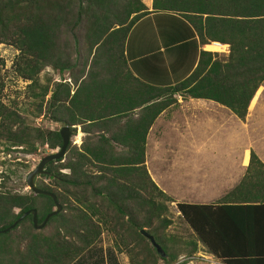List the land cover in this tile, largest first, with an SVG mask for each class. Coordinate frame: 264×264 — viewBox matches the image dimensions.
<instances>
[{
  "label": "trees",
  "instance_id": "16d2710c",
  "mask_svg": "<svg viewBox=\"0 0 264 264\" xmlns=\"http://www.w3.org/2000/svg\"><path fill=\"white\" fill-rule=\"evenodd\" d=\"M185 1L153 0L152 8L154 11L172 10L175 4ZM199 10L220 15L221 28L231 29L229 54L226 59H215L209 67L200 70L197 66L187 80L164 90L171 93L182 90L193 98L214 100L243 120L255 91L264 80V0H220L216 4L211 0H202ZM147 13L149 11L140 0H0V43L14 45L28 58L27 74H24L27 79H33L43 67L49 65L58 69L59 73L72 68L81 56V42H86L87 55L92 57L91 71L86 73V77L100 74L102 68L107 72L111 70L124 75L125 68H128L123 54L127 33ZM131 14L134 16L130 18ZM80 25L83 32H75V28ZM70 40L75 45L74 62L67 45ZM197 77L199 79L192 86L187 85ZM79 87L71 94L68 83L58 82L50 99L56 98L57 90L64 89L66 98L63 103V120L73 125L88 120L90 123L82 127V130L89 134L101 120L109 123L112 114L94 110L96 100L92 89L88 90L85 99L79 98ZM117 98L124 99L122 96ZM154 98L157 97L148 95L131 105V109L133 106H143L136 119L130 118L131 115L128 114L116 115L118 118L129 117L125 129L109 135L102 132L95 142L85 140L81 149L73 147V159L69 158L62 164V157L45 166L47 173L43 176L52 178L60 190L47 186L40 188L53 192L62 206V210L51 216L45 225L59 218V224L70 228L73 233V242L68 241L67 236L52 245L48 239H44V253H41L39 243H32L27 248V254L20 255L12 264H61L67 255L74 262L99 238L103 229L114 232L124 246H131V240L134 239L139 252L132 256L143 255L139 264H145L148 260L155 264L157 259L170 264L175 260L173 255L166 253L162 240L145 230L152 216L153 219L164 218L160 211L166 207L163 202L156 201V198L173 202L155 185L145 166L147 132L161 110L173 102V99L154 102ZM127 99L132 100L129 97ZM80 102L89 105L87 112L76 110ZM59 131L30 128L20 120L15 111L0 103V139L10 144L34 149L36 142H39L50 148H60L62 138ZM115 145L121 148L119 152H114ZM55 164L60 165L58 167ZM89 164L97 168V171L88 172L86 167ZM62 169H69L70 172L62 173ZM248 170L253 171V176H245V181L251 180L255 186L261 187L264 183V165L252 150ZM71 187L76 190L73 205H69L67 198V191ZM89 190L91 195L101 198L99 205L91 206V210L88 209ZM37 198L45 201L40 207L37 205ZM246 199L262 203L264 192L258 189L255 193L248 194ZM131 201L135 205H131ZM66 205L73 210L70 218L63 212ZM133 206L137 207V212L140 209L145 212L144 221L133 214ZM176 206L181 218L207 247V252L227 264H261L254 253L248 254V257H240L238 253L231 251L228 238L229 214L232 209L242 205L179 202ZM245 206L248 205H243ZM15 209L19 210L18 213L14 212ZM33 209L36 210L37 223L40 224L54 209V203L51 197L34 194L32 191L29 195L0 191V230L9 227L25 211ZM27 219L35 228L30 213L12 229ZM164 222L166 226L168 221ZM12 229L4 232V236ZM142 229L153 236L165 255L159 254L149 239L140 233ZM116 245L119 247V243ZM135 247H131L129 251L133 252ZM99 261L100 264H117L112 251H106L105 257L100 255Z\"/></svg>",
  "mask_w": 264,
  "mask_h": 264
},
{
  "label": "crops",
  "instance_id": "0c3cea01",
  "mask_svg": "<svg viewBox=\"0 0 264 264\" xmlns=\"http://www.w3.org/2000/svg\"><path fill=\"white\" fill-rule=\"evenodd\" d=\"M140 1L149 13L127 33L123 50L128 64L125 74L102 68L98 75L83 76L73 93L83 86L80 85L83 80L88 81L90 87L80 98L85 99L92 89L96 100L94 110L112 114L109 123L100 121L107 130L102 131L106 135L125 129L128 124L129 117L116 115L128 114L134 119L139 116L143 106L131 109V105L141 98L153 95L157 97L154 102L173 99L147 132L145 166L150 178L175 204L242 205L229 214L231 251L240 257L254 253L264 264V202L246 199L258 189L263 193L264 183L257 187L244 179L247 175L253 176V171L248 170L251 150L264 165V154L255 149L256 141L264 144V106L252 109L250 104L259 90L264 89V80L255 91L243 120L214 100L193 98L182 90L165 91L187 80L197 66L201 70L215 59H226L232 31L221 28L220 15L199 10L202 0H186L167 11H154L153 0ZM198 79H192L187 85L192 86ZM119 95L124 99H118ZM89 108L84 102L76 106L81 113ZM88 123L87 120L81 126ZM205 254L198 257L211 264H227L209 252Z\"/></svg>",
  "mask_w": 264,
  "mask_h": 264
},
{
  "label": "rangeland",
  "instance_id": "374dc122",
  "mask_svg": "<svg viewBox=\"0 0 264 264\" xmlns=\"http://www.w3.org/2000/svg\"><path fill=\"white\" fill-rule=\"evenodd\" d=\"M120 1L124 2V0ZM83 30V27L80 25L77 26L74 31L82 33ZM67 45L69 51L73 54L71 59L74 62L76 59L74 56V42L72 43V40H70ZM79 48L82 51L81 56L77 58L78 61L72 68L63 73H59L58 69L49 65L43 67L33 79H27L24 78V74H27L28 58L22 55L19 49L14 45L0 43V103L8 109L15 111L19 115L20 120L30 128L59 131L62 126H69L70 140L67 146L68 150L65 151V155L60 162L62 164L69 158L73 159V147L81 149L82 143L85 140L88 142H95L102 131H107L103 129L102 124H98L90 130L89 134H85L82 127L86 126H81V124L73 125L65 122L63 120L65 117L62 113L64 107L63 103H65L64 99L66 98V91L64 89L57 90L56 98L53 100L50 99L58 82L68 83L72 94L73 88L77 86L79 80L85 76L86 73L91 71L90 61L92 57L87 55L86 42H81ZM87 68L90 69L87 70ZM93 71L95 70L93 69ZM87 82L88 81L81 84V86H83L80 87L78 94L79 98L83 95L81 93L90 87V84ZM262 83L264 85V82ZM261 84L260 86H262ZM250 104L252 109H254V107L264 106V89L259 90ZM117 148L118 146L115 145L114 152L120 151L121 148L119 147L118 150ZM58 149L59 147L50 148L47 144H41L39 142H36L34 149H29L24 145H13L4 139H0V191L29 195L31 190L26 184L27 174L37 166L44 156ZM238 149L239 151L237 154L240 155L242 152L240 148ZM255 149L264 154V144L262 145L260 142L256 141ZM58 165L60 164H55V166ZM86 169L91 173L97 171V168L91 164H89ZM60 171L62 173L70 172L69 169H62ZM34 181L38 187L47 186L56 191L60 190L55 186L52 178L43 176V174L37 175ZM75 191L76 190L72 187L67 191L69 205H73V194ZM153 195L157 197L154 192ZM156 201L163 202L166 207L160 211L164 218L153 219L152 216V220L148 227H145V230L156 234V236L162 240L166 253L175 257V260L170 264H186L188 262L192 264H211L212 262L210 263V261L208 262L198 257L200 254L206 255L207 247L181 218L176 204L169 201L165 202L158 197ZM44 202L43 199L37 198V205L39 207L43 205ZM100 202L101 198L94 197L90 194L88 209L91 210V206L96 204L99 205ZM130 204L135 205L132 201ZM69 205L63 207V212L65 213L64 215L70 218L73 215V210ZM133 207V214L138 219L144 221L145 212L141 209L137 212V207ZM18 211V209L14 210L15 213H18ZM164 221H168L166 226H164ZM59 223L60 219L58 218L49 222L41 229H35L32 227L31 221L27 219L22 224L18 225V227L12 229L7 235L4 236L3 233H0V264H12L20 255H26L28 246L36 242L39 243L41 253H44V239H48L52 245L54 242L60 241L61 238L64 239V237L67 236L68 241L73 242V233L70 228L63 227ZM109 225H112V223H109ZM116 243H119V247ZM136 243L137 242L132 239L131 246H124L120 243L114 232L103 229L99 238L96 239L90 248L83 252L76 261L73 262L71 258L69 259L70 255H67L62 259L61 264H100V255L105 257L106 251H112L114 253L117 264H139L143 255L137 257L132 256V254L134 255L136 252H139V248L135 247ZM131 247H135L133 252L129 251ZM6 249L7 251H5ZM119 249L121 251H119ZM211 257L212 256H210V259H212ZM39 260L43 261L40 258ZM145 264L152 263L148 260ZM155 264L165 263L161 259H157Z\"/></svg>",
  "mask_w": 264,
  "mask_h": 264
},
{
  "label": "water",
  "instance_id": "95a60500",
  "mask_svg": "<svg viewBox=\"0 0 264 264\" xmlns=\"http://www.w3.org/2000/svg\"><path fill=\"white\" fill-rule=\"evenodd\" d=\"M59 132H60V136L62 138V144H61L60 148L57 151H55L53 153H50V154L44 156L40 160V162L37 164V166L33 170H31L27 174V176H26V184H27L28 188L34 194H43V195H47V196L51 197V199H52V201L54 203V209L45 216V218L43 219V221L40 224L37 223L36 210L35 209H33L31 211H25L23 214H21L18 217V219L16 221H14V223H12L9 227H7V228H5L3 230H0V232L4 233V232L12 229L15 225H17V223L19 221H21L22 219H24L30 213H32V221H33L34 227L36 229H40V228H42L46 224V222L48 221V219L51 216H54V215L58 214L62 210V206L58 202V200L56 198V195L53 192H50V191H47V190H44V189L38 187L35 184V181H34V178L37 175H42V174H46L47 173V170L45 169V166L49 162L64 157L66 147L69 144V140H70V130H69V127L67 125H64V126L61 127V129H60ZM140 233L143 236H145L147 239H149L150 243L156 248V250L158 251L159 254L165 255L164 252H163V250H162V248L155 242V240H154V238H153L152 235H150L149 233H147L144 229L140 230ZM186 264H192V263L191 262H188Z\"/></svg>",
  "mask_w": 264,
  "mask_h": 264
},
{
  "label": "bare ground",
  "instance_id": "6f19581e",
  "mask_svg": "<svg viewBox=\"0 0 264 264\" xmlns=\"http://www.w3.org/2000/svg\"><path fill=\"white\" fill-rule=\"evenodd\" d=\"M216 47V46H215ZM219 48V47H218Z\"/></svg>",
  "mask_w": 264,
  "mask_h": 264
}]
</instances>
